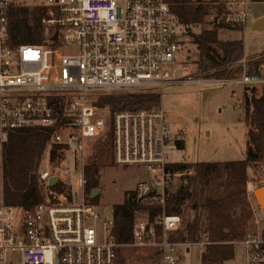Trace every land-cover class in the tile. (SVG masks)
Wrapping results in <instances>:
<instances>
[{
	"label": "built area",
	"instance_id": "obj_1",
	"mask_svg": "<svg viewBox=\"0 0 264 264\" xmlns=\"http://www.w3.org/2000/svg\"><path fill=\"white\" fill-rule=\"evenodd\" d=\"M36 1L46 9L41 23L54 45L13 43L7 8L14 1L0 0V144L11 133L33 126L49 132L36 170L42 200L25 209L0 198V264H116L113 217L99 228L100 215L90 196L85 197V158L110 129L113 164L156 171L138 181L127 198L146 208L134 210L140 218L132 225L133 242L155 247L157 264H178L184 243L170 235L183 217L168 212L167 189L171 178L187 172L171 173L167 165L181 130L165 121L160 105L111 113L95 99L115 90L159 93L193 80L179 77L174 69L181 39L171 0ZM247 5L248 0H223L224 23L244 27ZM205 82L244 84L250 95L264 86V74L243 71L237 78ZM57 90L73 93L62 115L51 100ZM245 189L248 198L254 195L252 179ZM234 245L243 247V264H264V227L248 230Z\"/></svg>",
	"mask_w": 264,
	"mask_h": 264
},
{
	"label": "trees",
	"instance_id": "obj_2",
	"mask_svg": "<svg viewBox=\"0 0 264 264\" xmlns=\"http://www.w3.org/2000/svg\"><path fill=\"white\" fill-rule=\"evenodd\" d=\"M215 2L220 8L217 26L190 34L198 49L199 74L204 78H237L243 71L251 75L264 74V54L244 56L241 40L218 38V27L227 25L222 16L223 0H171L170 7L178 21L188 26L204 22L211 4ZM45 12V7L41 5L28 7L10 4L7 8V19L12 42L54 45L51 35L41 23ZM232 24L233 27L243 28L240 24ZM213 45L221 49L220 58L211 54ZM252 93L248 95L244 92L243 100L245 122H248L250 127L247 130L245 158L227 161L171 162L167 165L171 173L192 171L191 174H183L175 183H171L170 180L167 189V210L180 214L184 208L190 211L189 216L186 214V220L184 216L181 228L170 235L173 241L199 243L205 233L207 243L201 252L200 264H223L232 260L235 256L234 241L246 235L248 220L252 218L245 184L250 172L256 177L257 171L264 167V98H255ZM55 97L63 99L62 96ZM97 104L100 107H107L111 113L126 109H150L159 106L160 94L138 91L107 93L98 97ZM62 109L63 107L60 110ZM48 139V131L40 126H33L11 133L8 140L2 144L1 198L4 204L28 209L42 200L36 170ZM112 140L110 129L104 138L95 142L85 162V191L88 193L92 188L98 187L101 165L113 163ZM175 143L178 150L183 149L184 135L180 134ZM255 181L257 187L263 185L258 180ZM96 198L97 196L91 199ZM135 209L146 208L128 200L113 205L111 233L118 244H126L132 240V219ZM149 212L153 213L154 210L151 209ZM121 248L117 249L116 264L125 263L120 256ZM157 252V249L154 250L153 258Z\"/></svg>",
	"mask_w": 264,
	"mask_h": 264
},
{
	"label": "rangeland",
	"instance_id": "obj_3",
	"mask_svg": "<svg viewBox=\"0 0 264 264\" xmlns=\"http://www.w3.org/2000/svg\"><path fill=\"white\" fill-rule=\"evenodd\" d=\"M13 1L15 5L34 6L33 0ZM36 2L42 4L45 3V0H37ZM247 7L249 11L247 24L243 28L233 27L230 23H227L226 26L218 27V38L222 40H241L244 56L264 54V28L256 30L252 24L255 18L264 15V0H248ZM219 9L218 3H212L204 22L186 26L178 21L175 26L181 39V45L176 53L177 63L174 65V69L179 77L193 80L166 86L163 91L159 92V105L165 111V121L171 125L173 130H181L175 135V140L179 138L180 134L184 135L185 147L179 150L176 149L169 155V160L172 162L227 161L245 158V150L248 143L247 130L250 128L248 122H245V110L243 109V104H241L244 98L245 85L237 83H226L223 85L206 83L205 81L208 78H204L198 72V49L190 35L191 33H199L201 29L216 27L219 21ZM211 54L216 58H220L222 51L218 46L213 45ZM243 68H245V65ZM195 79H200L201 82H197ZM255 90L256 92L253 91L252 93L255 98H264V86H258ZM116 92L128 91L115 90L98 93L95 99L98 100V97L102 94ZM71 94L73 93L64 90H57L52 93L51 100L55 109L59 111V115H62L63 109L68 106L70 101L68 95L72 96ZM55 96H62L63 99L60 100ZM61 107H63L62 110H60ZM182 130H185V132ZM173 137L174 132L170 135L171 139ZM1 146L0 144V198L2 188ZM88 157L85 158V162ZM185 172L191 173L192 171ZM155 173L156 171L152 172L146 166H119L113 163L101 165L97 187L99 190L95 195L97 198L91 199L93 198L91 190L85 194L87 199L90 196L91 203L100 215L97 221L99 228H101L104 219H110L113 215L114 204L127 201L128 195L136 183L140 180H147ZM182 175L171 178V183H175ZM249 179L258 180L264 186V168L257 171L256 177L255 174L250 172ZM246 198L249 201L252 212V218L250 221L248 220L247 231H254L256 227H264V214L254 195L250 198L246 195ZM189 212L188 208H184L182 223L176 230L181 228L184 223V216L186 220V214L189 216ZM134 213L135 211H133L132 225L137 218H140V216H134ZM255 216L258 219L257 221L252 220L253 218L255 219ZM202 218L204 219V215ZM204 240H206L205 233L201 241ZM185 243L186 245L188 244V242ZM205 245L195 243L180 247L179 254H181V257L178 264H199L200 255ZM119 247H122L120 256L123 257L124 264H157L152 257L154 250L156 251L155 247L139 246L133 242V239L126 244H118ZM136 248H140V250ZM242 248V245H236L234 258L223 264H243Z\"/></svg>",
	"mask_w": 264,
	"mask_h": 264
},
{
	"label": "water",
	"instance_id": "obj_4",
	"mask_svg": "<svg viewBox=\"0 0 264 264\" xmlns=\"http://www.w3.org/2000/svg\"><path fill=\"white\" fill-rule=\"evenodd\" d=\"M253 28L256 30L264 28V17L255 20L253 23ZM50 181L52 182V179ZM98 190L99 188L97 187L92 188L91 196L94 197L96 193L98 192ZM254 197H255L257 204L259 205L260 209L262 210L264 214V186L257 187L254 190Z\"/></svg>",
	"mask_w": 264,
	"mask_h": 264
},
{
	"label": "crops",
	"instance_id": "obj_5",
	"mask_svg": "<svg viewBox=\"0 0 264 264\" xmlns=\"http://www.w3.org/2000/svg\"><path fill=\"white\" fill-rule=\"evenodd\" d=\"M262 17H264V15H261V16L255 18V20H257V19H259V18H262ZM255 20H254V21H255ZM254 21H252V24L254 23ZM246 24H247V23H246ZM255 92H256V91H255ZM182 243H184V244H182L181 247L189 246L190 244H195V243H188V244L186 245L185 242H182ZM197 244L202 245V244H200V243H197ZM235 246H236V245H235ZM203 247H204V246H203ZM187 250H188V248H187ZM180 257H181V254H180ZM199 264H200V263H199Z\"/></svg>",
	"mask_w": 264,
	"mask_h": 264
}]
</instances>
